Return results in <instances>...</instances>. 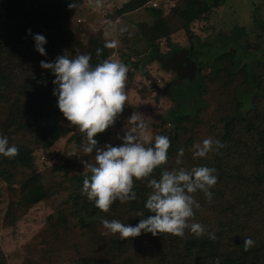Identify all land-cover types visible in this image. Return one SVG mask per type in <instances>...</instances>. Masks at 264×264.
<instances>
[{
    "label": "trees",
    "instance_id": "trees-1",
    "mask_svg": "<svg viewBox=\"0 0 264 264\" xmlns=\"http://www.w3.org/2000/svg\"><path fill=\"white\" fill-rule=\"evenodd\" d=\"M150 1L129 0L124 6L126 10L120 8L117 15L137 10ZM225 1L179 0L172 8L178 16L176 29L194 35L190 25L198 19L206 20L211 7ZM82 3L83 0H0V93L7 95L12 108V122L4 136L8 137L9 146L19 149L15 157L0 155V180L8 181L9 191L3 217L5 228L15 225L33 206L53 199L58 193V178L49 169L38 168L36 151L48 150L71 132L74 134L69 142L77 149L82 150L87 142L77 127L70 128L59 120L44 117L58 96L53 95L55 75L40 66L42 60L52 62L64 55L63 34ZM70 4L74 7H69ZM29 28L33 34L46 37V56L35 49V41L27 33ZM97 49H101L99 56ZM227 52L214 60L221 66L213 64V74L216 78L218 75L227 78L230 94H221L217 111L209 115V103L218 96L211 92L214 90L208 91L209 83L202 81L200 96L205 99L204 108H199L194 115L177 109L162 117L157 134L170 139L168 162L149 178L159 179L163 169L194 166L216 169L214 174L218 180L210 189L212 200L199 190L193 194L200 208L194 209L195 215L189 223L202 224L205 234L197 237L188 229L183 237L142 232L137 237L121 240L118 233L112 234L104 228L101 218L135 226L141 219L154 215L144 207L152 191L148 179L134 181L136 200L125 203L117 200L104 213L83 194L81 182L86 175L90 176L89 172H83L75 177L79 182L75 209L71 210L65 200L61 201L25 247L23 264H217V261L219 264H264V81L258 68L251 83L248 71L236 68L234 52ZM80 53H90L93 66L109 57L102 42L92 39L83 45ZM160 55L163 54L159 49H154L148 56ZM242 76L244 80L237 81ZM248 83L254 86L255 93L249 94L250 108L242 115L239 89ZM139 110L138 106L126 103L116 119L118 125L123 127ZM61 114L58 111L57 115ZM169 120L175 127L166 130L164 126ZM31 137L33 141L26 140ZM209 137L226 146L216 150L214 145L207 157H194V145ZM179 149L184 150V155L178 165ZM139 212L144 215L137 216ZM209 232L215 234V240L209 239ZM249 237L255 244L245 251L243 241ZM0 264H9L3 253H0Z\"/></svg>",
    "mask_w": 264,
    "mask_h": 264
},
{
    "label": "rangeland",
    "instance_id": "rangeland-1",
    "mask_svg": "<svg viewBox=\"0 0 264 264\" xmlns=\"http://www.w3.org/2000/svg\"><path fill=\"white\" fill-rule=\"evenodd\" d=\"M129 0H100L97 6V0H83L79 12L70 22L63 34L65 42L63 44L64 54L74 57L76 52H80L83 45L90 39L95 42H102L103 46L106 39H116L118 46L116 48H106L109 54L107 59H117L128 67L126 91L128 95L127 103L138 106L137 113L144 116L148 122V134L154 136L159 132L160 121L173 110H181L185 114L194 115L199 108L206 105L205 99L200 96L202 81L209 83L208 91L215 93V101L209 103L208 114L217 111L216 104L221 98V94L229 95L230 87H227V78L218 75V82H211L217 79L211 68H205L203 77L195 76L192 81H183L178 89H175L176 96L172 99L170 96H159L157 86L163 87L173 77L172 72L164 70L158 61L149 57V53L154 49L159 52L167 53L171 48L186 46L189 44V35L184 30H177L178 16L172 11L179 0H152L139 9L134 11H125L117 15L120 8H124ZM124 10H126L124 8ZM211 14L206 20H195L191 25L193 38L198 36L206 39L207 27L200 28L199 24L207 21V25H213L219 31L223 27L230 31L232 29L234 38L241 37L238 29L241 28L251 31L245 33L250 40H255L253 34L255 30L259 32L264 23V3L261 0H226L225 3L211 7ZM121 29H124L121 32ZM241 29V31L243 30ZM105 33H110V37ZM231 39H226L222 44L214 42L206 55L208 65H219L214 61L221 53L227 52V43ZM207 40V39H206ZM212 41V40H210ZM263 41V40H262ZM171 44V45H170ZM173 44V45H172ZM241 43H230L229 51L234 52L237 69H245L250 76V82L254 83L257 75V69L262 73L264 81V45L263 49H244ZM235 50V51H234ZM228 53V52H227ZM161 56V55H160ZM229 64V60H227ZM136 64L138 66H136ZM213 69V66H211ZM261 69V70H260ZM227 76V74L223 75ZM201 78V79H200ZM244 80V76L237 81ZM216 81V80H214ZM248 83L239 89V104L241 105L240 114L244 115L250 105L251 95L255 93L254 86ZM251 94V95H249ZM58 101V100H57ZM48 109L45 113L47 120H59L61 124L71 125L66 118L57 115L58 103ZM12 108L7 95L0 93V135L5 134L6 129L12 122ZM202 114H205L201 112ZM164 129L171 130L175 127L174 122L169 120ZM128 130V123L120 127L117 123L110 126L103 133L97 134V147H103L105 144L117 146L123 143L122 137ZM74 133H69L61 138L48 150L42 148L36 151V165L40 170L49 169L59 180L56 188L57 195L47 201L33 206L15 225L5 228L3 226V217L9 201L8 181L0 180V253H3L9 264H23L25 257V247L30 243L35 235L42 229L48 216L61 203L66 201L74 210L76 207L75 194L78 180L76 176L83 172H88L84 168L82 161L92 159V156L86 155L70 144L69 138ZM26 139V138H25ZM33 141L32 137L26 139ZM83 184V182H81Z\"/></svg>",
    "mask_w": 264,
    "mask_h": 264
},
{
    "label": "clouds",
    "instance_id": "clouds-1",
    "mask_svg": "<svg viewBox=\"0 0 264 264\" xmlns=\"http://www.w3.org/2000/svg\"><path fill=\"white\" fill-rule=\"evenodd\" d=\"M99 4L100 0H97V6ZM27 33L32 35L35 49L46 56V37L33 34L30 28ZM105 35L110 37L111 34ZM117 46L118 41L111 38L104 44L110 49ZM96 51L99 56L101 49ZM40 66L55 75L53 95L58 96L59 110L71 125L85 134L87 142L82 145V152L92 156L95 151L90 161H82L90 173V176H85L82 188L87 199L94 202L101 212L107 213L117 200L125 203L137 199L133 190L135 180L148 179V186L152 189L144 207L154 215L141 219L135 226L101 218L104 228L112 234L118 233L121 240L137 237L142 232L153 236L167 233L183 237L186 229L197 237L204 235L206 229L202 224L189 223L195 215L194 209L200 208L193 194L199 190L209 201L212 200L210 189L218 180L214 174L216 169L208 166L163 169L159 179H149L157 168L167 164L170 139L160 134H148V122L135 112L128 118V130L122 137V144L97 147V134L115 124L127 103V65L117 59H103L93 66L90 53L77 51L74 57L64 54L52 62L42 60ZM214 145L216 150L226 146L209 137L194 145L193 156L207 157L214 150ZM18 154L19 149L15 145L9 146L8 137L0 135V155L15 157ZM183 155L184 150L179 149L178 165L182 163L180 157ZM143 215L144 212L137 213V216ZM208 236L211 240L216 239L214 233L209 232ZM254 244L253 239L245 238L244 250H249Z\"/></svg>",
    "mask_w": 264,
    "mask_h": 264
},
{
    "label": "flooded vegetation",
    "instance_id": "flooded-vegetation-1",
    "mask_svg": "<svg viewBox=\"0 0 264 264\" xmlns=\"http://www.w3.org/2000/svg\"><path fill=\"white\" fill-rule=\"evenodd\" d=\"M211 14V12H210ZM210 16V15H209ZM209 18V17H208ZM202 26L201 28H205L207 27V32H206V36H207V40L206 39H201L198 36H196L195 38H193V35H189L188 39H189V44L186 46H180L177 47L178 49H170L167 53H164L161 56H164L165 58H169L170 56H172L175 52H179L181 51L183 48L189 50L188 51V56L192 61H195L197 64L199 65H195L194 67L187 69L182 68L181 69V73L184 74L186 76V79H180L179 78V72L176 70H169L170 72H172L173 77L171 78V80L169 82H167L165 85H163V87H165L166 85H168L171 82H174L176 80H180V83H183V81H188L190 78H194V76H199V77H203V72L205 70V68L210 67L211 68V73H214V68L212 69L211 66L213 65H208L205 59L207 58L206 55L208 53V50H210V46L213 45L214 42L216 43H223L226 39H231L230 37L233 36V32L232 29L230 31H228L227 29H224L223 27L219 28V31H215V27L213 25L208 26L207 25V21L204 23H200ZM199 24V25H200ZM199 28V29H201ZM243 29V28H241ZM238 31L237 35L241 34V37L238 38H234L233 40L231 39L230 43H241L240 46H242L244 49H256V50H262L263 49V45H264V23L262 24L261 28L259 29V32L257 30L254 31V35H255V40H250L245 33L248 31L247 29H243L242 31ZM250 33H252L251 31H248V34L250 35ZM192 36V37H190ZM212 40V41H210ZM263 40V41H262ZM230 43L225 44L227 47V49L229 50ZM254 43V44H252ZM227 50V51H228ZM222 54V53H221ZM161 65V64H160ZM162 67V66H161ZM165 70V69H164ZM200 78V79H201ZM191 79V80H192ZM190 80V81H191ZM170 96V95H168ZM172 99L174 98L173 96H170Z\"/></svg>",
    "mask_w": 264,
    "mask_h": 264
},
{
    "label": "water",
    "instance_id": "water-1",
    "mask_svg": "<svg viewBox=\"0 0 264 264\" xmlns=\"http://www.w3.org/2000/svg\"><path fill=\"white\" fill-rule=\"evenodd\" d=\"M192 37V36H190ZM254 44V43H252ZM188 51L187 49H182L179 52H175L172 56H170L169 58H165L164 56H155L152 59L155 61H158L162 68L169 71V70H176L179 72V78L180 79H186V76L184 74L181 73V69L182 68H187L190 69L192 67H194L195 65H199L197 64L195 61H192L189 56H188ZM235 51V50H234ZM195 77V76H194ZM191 80V78L189 79ZM188 80V81H189ZM192 81V80H191ZM178 84H182L180 83V80H176L174 82L169 83L168 85H166L165 87H160L157 86L156 90L159 96H176V92L175 89L177 90L179 85Z\"/></svg>",
    "mask_w": 264,
    "mask_h": 264
},
{
    "label": "crops",
    "instance_id": "crops-1",
    "mask_svg": "<svg viewBox=\"0 0 264 264\" xmlns=\"http://www.w3.org/2000/svg\"><path fill=\"white\" fill-rule=\"evenodd\" d=\"M261 2H263L264 3V0H261ZM261 27V26H260Z\"/></svg>",
    "mask_w": 264,
    "mask_h": 264
},
{
    "label": "built area",
    "instance_id": "built-area-1",
    "mask_svg": "<svg viewBox=\"0 0 264 264\" xmlns=\"http://www.w3.org/2000/svg\"><path fill=\"white\" fill-rule=\"evenodd\" d=\"M199 26H200V28H201L202 25L200 24Z\"/></svg>",
    "mask_w": 264,
    "mask_h": 264
}]
</instances>
